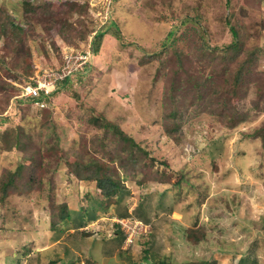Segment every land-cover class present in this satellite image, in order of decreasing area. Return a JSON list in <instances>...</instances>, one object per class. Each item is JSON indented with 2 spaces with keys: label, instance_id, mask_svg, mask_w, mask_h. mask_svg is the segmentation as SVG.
I'll list each match as a JSON object with an SVG mask.
<instances>
[{
  "label": "rangeland",
  "instance_id": "obj_1",
  "mask_svg": "<svg viewBox=\"0 0 264 264\" xmlns=\"http://www.w3.org/2000/svg\"><path fill=\"white\" fill-rule=\"evenodd\" d=\"M24 1L0 0L30 30L20 50H11L9 44L3 47L0 38V120L6 117V123L0 121V132L18 121L32 142L30 147L51 154H46L43 183L52 176L54 189L45 186L44 196L52 195L56 203L65 202L70 209L87 207L93 198L102 203L96 204V217L84 227L91 233L85 243L68 235L70 225H61L64 230L56 232L59 235L54 239L47 201L40 190L9 195L4 208L0 207V264H14L12 254L21 256V264H51V258L58 260L52 264H60L67 262L65 247L81 259L91 255L95 264H237L242 257L264 264V0H229L228 6L224 5L227 0H29V10H24ZM107 6L121 38L105 34L98 52L92 54L90 36L108 26ZM192 14L201 16L200 28L205 29L206 41L214 49L231 40L229 25L222 18L229 14H234L232 24L246 29L244 45L261 48L259 60L251 68V81L236 105L238 112L246 114L245 119L233 127L221 121L219 97L193 112L189 92L185 95L191 105L184 103L183 92L169 88L177 63L194 72L203 63L210 72L198 47H192L193 29L169 43L173 24ZM114 28L110 26V30ZM165 38L169 44L163 53L143 57L159 52ZM88 50L87 71L84 68L62 84L49 98L48 107L41 109L13 98L17 84L31 81L29 77L38 70L59 66L63 51L86 54ZM174 50L182 52L180 59ZM214 56L217 58V50ZM175 98L187 106L177 142L162 126L165 111ZM99 114L149 151L156 159L153 169L169 174V179L138 183V169L120 168L128 189L123 198L129 212L125 217L117 215L115 201L105 203L93 181L71 173L65 176L67 165L56 161V147L67 157L78 154L83 160L80 168L90 159L107 162L113 153L120 156V144L110 140V132L89 120ZM253 131L256 135H245ZM81 139L86 141L85 149L80 147ZM21 157V150H0V174ZM115 160L114 165L119 166L118 156ZM179 170L187 174L189 182L181 178L178 184H182L174 185L177 175L183 174ZM134 210L148 221L135 216ZM115 223L126 237L119 246L122 251L106 256L101 247L116 236ZM193 229L204 230V239L192 242L191 233L200 235ZM26 247L32 251L20 255ZM144 254L150 263L142 258Z\"/></svg>",
  "mask_w": 264,
  "mask_h": 264
},
{
  "label": "trees",
  "instance_id": "obj_2",
  "mask_svg": "<svg viewBox=\"0 0 264 264\" xmlns=\"http://www.w3.org/2000/svg\"><path fill=\"white\" fill-rule=\"evenodd\" d=\"M228 1L224 2L225 6H228ZM24 10H29L32 7L30 6L29 0H25L23 3ZM109 8L107 6V12L105 14V19L108 24L106 28H101L95 31V33L90 36L89 47L93 53L98 52L100 42L105 34H110L115 37L117 40H120V33L117 31L118 26L114 23L116 20L108 14ZM107 15V17H106ZM234 15V14H233ZM233 15L229 14L228 16L222 17L224 21L229 25V31L231 33V40L228 44L222 48L214 49V46H211L210 42L206 41L205 38V29L200 28L201 16L199 14H192L190 16L183 17L178 23L173 24L172 28L169 30V35L172 36L171 42L182 38L186 29L194 30V38H192V47L195 49L198 47V52L202 57H205V60L209 64L210 72H206L205 64L201 63L199 65V72L191 71L190 68H183V65L177 63L176 67L173 68V76L175 80L169 85L170 90L183 92L184 95L186 92H189L188 97L191 98V102L194 101V106L191 105L186 95L184 96V103L189 102L191 107H193V112L199 111L203 103H207L213 100L215 97H219L220 100L217 105L218 114L221 117V121L229 126L233 127L236 123L244 120L245 113L238 112L236 109L237 103L242 99L243 91L246 86L250 83L252 77V66L259 60L261 48L258 45L251 46L247 48L244 44L248 38L245 27L240 25L232 24L231 18ZM17 17L9 10L8 7L0 4V38H3V47L6 48L9 44L10 49L20 50L24 47L26 36L30 30L23 28L22 24L15 20ZM236 23V22H235ZM113 25L114 30H110V26ZM168 38H165L161 42V49L159 52H153L152 54H143V57L147 59L149 56H159L160 53H163L165 50ZM168 43V44H169ZM90 50H88V56L86 62L82 67L74 70L70 76L59 80L56 87L47 95L40 94L38 97L34 96H21V87L34 84V78L31 81H25L24 84H17L19 89L18 93L13 96V98L18 99L19 101L27 102L28 104L36 105L38 108L48 107V100L51 96L58 90V88L71 80L73 75L80 73L84 68L85 72L89 68V58ZM217 50V58L214 56V51ZM84 52V51H83ZM175 57L178 59L181 58L182 52L173 51ZM206 63V62H205ZM28 71V70H27ZM84 73V72H83ZM189 75H188V74ZM187 83V84H186ZM186 84V85H185ZM260 89V86H257V90ZM166 96V94H165ZM229 98L232 103H226ZM9 98H7L8 101ZM217 99V100H218ZM36 100H43L45 104L39 106L36 104ZM203 101V102H202ZM202 102V103H201ZM179 103L175 98L171 100V105L169 109L165 111L164 120H162L163 130L168 134V136L173 137V141L177 142L179 139L176 137V133L180 131V125L183 121V115L187 111H184L183 108L187 107L186 104ZM101 118H103L101 120ZM4 120H0L2 123H6ZM89 120L93 125L102 126L106 132H110V140L119 143V148L121 147L122 152L117 156L119 161V166L116 163L115 153L111 154L108 157L107 162L96 160H89L85 162L83 167L80 168V165L83 163V160L76 154V156L67 157L65 153L61 150L60 147H56L55 154L57 155L56 161L63 160L67 165L68 169L64 172L65 176L69 177V174H73L77 178H82L84 180L93 181L95 187L98 189L99 195L105 197V203L108 205L111 202H116L117 210L116 213L119 217H125L129 214L127 208L128 204L123 201L125 194L128 193V189L124 186V179L120 175V168L125 169L127 166H130V169H138L141 173V178L137 180L138 183H141L145 180H154V179H169V174H165L166 170L158 168L153 169V164L156 162V159L150 156L149 151L146 148L138 145L133 137L123 131L120 127L116 126L114 122L104 118L101 114L90 116ZM14 123L11 129L3 130L0 132V150L10 151L12 149H17L22 151V157L17 161L13 168H4L0 174V207L4 208L6 205L4 201H8L7 198L9 195L21 194L31 192L33 190H40L41 197L45 198L46 208L49 210V228L54 232V239L58 237L59 233L64 230L61 225H70V231L68 235L75 236V239H81L83 242L88 239L91 234L88 230H84L88 220H92L96 217V204L100 205L102 203L99 199L93 198V204L89 206H79L77 209H70L65 202L56 203L52 199V195L48 197L46 194L44 196L45 186L49 189H54L52 185V176L46 178L47 183H43V175L47 173L46 162L48 160L49 154L46 150H41L39 147H30L31 143L23 133V128L19 126L18 121ZM244 134V133H243ZM256 135V131L246 133L245 135ZM178 139V140H177ZM80 147L85 149L86 141L81 139ZM34 144H32L33 146ZM128 146L125 150V146ZM118 148V149H119ZM53 149V148H52ZM87 152V151H86ZM48 153V156L46 155ZM27 161V163L25 162ZM158 162V160H157ZM111 165L109 166V164ZM113 163V164H112ZM165 167L167 164L164 161L160 162ZM53 170H56V166ZM186 171V170H185ZM177 179L174 181V185H179L182 183L178 182L181 178L185 180L184 182H189L187 174L182 170H179ZM178 172V173H179ZM167 173V172H166ZM177 174V173H176ZM39 191V192H40ZM48 192V190H47ZM5 204V205H4ZM135 216L139 217L145 223L148 221V218L144 217L143 214L137 210H134ZM116 225V236H113L105 241L104 246L101 247L102 252L106 256H112L115 250L122 251L120 245L124 241L125 233L119 228V224ZM71 229L73 231H71ZM192 232H199V236H194L191 233L192 242L201 241L204 239V230L193 229ZM86 239V240H85ZM104 239V238H103ZM148 241V240H147ZM78 244V242H77ZM79 247V244H78ZM80 249V248H79ZM65 256L67 257V262H62L60 264H95V260H92L91 255H85L81 259L80 256H74L72 252L68 251V248L64 249ZM31 247H26L22 251L23 255L27 252H31ZM146 249H144V253ZM12 261L14 264H21L20 257L17 254H12ZM36 255L32 256V259H36ZM145 261H149V258L146 254L142 257ZM50 263L57 262V259H50ZM161 262V261H160ZM129 264H135L133 261H130ZM237 264H256L253 263L252 259L249 258H240Z\"/></svg>",
  "mask_w": 264,
  "mask_h": 264
},
{
  "label": "built area",
  "instance_id": "obj_3",
  "mask_svg": "<svg viewBox=\"0 0 264 264\" xmlns=\"http://www.w3.org/2000/svg\"><path fill=\"white\" fill-rule=\"evenodd\" d=\"M88 55V51L85 53H72V52H64L62 53V60L59 66L57 67H48L38 70L35 75L32 77L34 78L35 83L28 84L22 86V90L20 95L21 96H34L38 97L40 94L47 95L56 87L59 80L70 76L71 73L82 67V65L86 62V56ZM36 104L39 106H43L45 101L43 100H36ZM121 219V223H122ZM139 224H142L139 222ZM133 232H136V228H132ZM133 233V234H134Z\"/></svg>",
  "mask_w": 264,
  "mask_h": 264
},
{
  "label": "clouds",
  "instance_id": "obj_4",
  "mask_svg": "<svg viewBox=\"0 0 264 264\" xmlns=\"http://www.w3.org/2000/svg\"><path fill=\"white\" fill-rule=\"evenodd\" d=\"M53 67H54V66H53ZM21 90H22V87H21ZM21 90H20V91H21ZM52 91H53V90H52ZM122 231H123V230H122ZM123 232H124V231H123ZM124 233H125V232H124ZM125 237H126V233H125Z\"/></svg>",
  "mask_w": 264,
  "mask_h": 264
}]
</instances>
